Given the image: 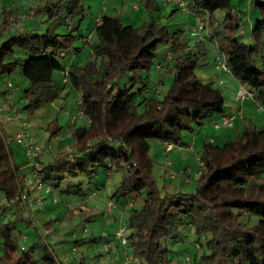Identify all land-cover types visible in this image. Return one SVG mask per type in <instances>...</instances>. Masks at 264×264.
Returning a JSON list of instances; mask_svg holds the SVG:
<instances>
[{"label":"trees","instance_id":"16d2710c","mask_svg":"<svg viewBox=\"0 0 264 264\" xmlns=\"http://www.w3.org/2000/svg\"><path fill=\"white\" fill-rule=\"evenodd\" d=\"M41 1L33 0L36 7L29 9L33 12L31 20L43 15L50 22L45 33L15 27L12 3L0 6V82L15 86L10 76L21 67L30 84L18 96L25 100L22 111L29 117L54 103L69 87L80 95L79 110L85 124L72 125L69 139L76 151L68 152V145L62 148L65 140H60L55 151L21 164L14 157L12 137L4 132L0 119V264H59L51 245L45 238L40 240L41 226L34 219L36 214L22 204L23 195L44 201L45 193L57 205L59 197L72 201L73 196L91 197L100 190L107 192L109 200H123L128 211L127 253L132 264H171L167 242H178L188 232L196 235L194 244L199 251L191 254L186 264H264V127L249 123L237 139L221 145L206 140L198 153L205 167L201 177L191 181L196 183L194 192L186 193L179 187L169 192L167 185L161 187L156 181L152 142L186 147V131L193 132L195 124L226 113L223 92L196 74L200 60L208 53L206 42L191 45L183 39L182 31L170 32L153 17L159 7L151 0L145 3L151 18L142 26L100 15L87 35L81 31L86 16L82 0ZM184 1L188 13L208 16L214 33L206 40L218 42L231 75L249 89L253 103L264 105V0H250L259 15L248 21L243 19L239 0ZM173 5L174 13L181 9ZM221 12H226L224 19H220ZM58 23H67L66 34L54 33ZM243 24L249 25L247 35ZM248 35L254 42L239 39ZM80 39L82 44L77 47ZM160 46L168 52L162 62H156ZM84 49L88 53L74 63V57ZM71 51L76 52L74 57L69 56ZM19 52L29 57L15 61ZM151 70L160 72L153 84ZM66 72L67 81L59 83L56 73L64 76ZM171 74L175 82L162 96L156 85L165 84L164 78ZM13 92L8 88L0 91V100L13 99ZM1 109L0 115L5 112ZM62 129L51 124L50 140ZM93 138L95 142L90 141ZM80 177L83 179L78 184L73 182ZM30 178L35 180L34 187L29 186ZM40 184L50 186L51 191H40ZM36 209L42 214L45 202L42 209ZM17 221L28 234L16 229ZM43 221L52 229L59 219ZM96 224L84 230L91 232L89 242H76L91 243L89 253L100 240L106 255L93 252L94 264H107L103 259L111 254L105 245L115 242L117 229L103 232L107 234L104 238L102 233L96 235ZM115 246L119 248V244Z\"/></svg>","mask_w":264,"mask_h":264},{"label":"rangeland","instance_id":"374dc122","mask_svg":"<svg viewBox=\"0 0 264 264\" xmlns=\"http://www.w3.org/2000/svg\"><path fill=\"white\" fill-rule=\"evenodd\" d=\"M5 1L6 0H0V6L8 5L10 3L9 1ZM32 1L33 0H13L11 8L14 10V14L12 16L11 22L15 27H20L23 30L36 29L38 33H45L48 30L50 22L45 19L46 17L43 15L31 20V15L33 12L31 9H29V7H36L35 3ZM147 1L149 0H82V3L86 7V16L84 22L82 23L81 31L87 35L89 31L94 28L96 19L100 15L116 16L120 18L122 23L125 25L140 27L151 18L150 12L145 8V3ZM151 1H153L154 5L159 7V10L153 13V17L163 24V26H167L170 32L182 31L183 39L189 40L191 45H195L196 42L200 41L199 39L192 36V31L198 22L197 15L195 13H186L181 9L175 11L174 13L172 7L173 4H168L169 0ZM237 2L240 4L242 14L246 19H254L255 17H258L259 14L257 8L251 4L250 0H239ZM225 15L226 12H221L220 19H224ZM24 16L28 18L23 20ZM243 25L247 30H250L249 25ZM213 29L214 27L210 26V38H212L214 33ZM67 30V23H58L55 25L53 31L55 34H66ZM75 33L77 35L79 34L77 31H75ZM4 39H6V37H4ZM94 39L95 36L93 35V40ZM239 39L247 44L254 42V39L250 35L241 36ZM203 41L206 42L208 53L200 60L199 67L196 71L197 77L204 83H214V86L223 92V95L226 98L227 106L225 115L236 114V108H238L239 105L237 93L240 89V83L236 80V78L233 77V75L217 67L218 53L216 51L215 45L208 42V40L204 39ZM212 41L214 42L215 39ZM81 44L82 39L77 40L76 46L79 47ZM167 52L168 50L166 47L160 46L155 61L162 62L165 59ZM75 54V51H71L69 56L74 57ZM28 57L29 54L25 52H19L15 56L14 60H24ZM159 76V71L151 70L149 72V77L152 80V84L159 80ZM55 78L59 83H64V76L62 74L56 73ZM10 79L19 91L17 90V92H13V99L3 101V103L0 104L3 111H5L4 113H1L0 119L3 122L2 127L4 132L8 136L12 137L11 148L17 162L24 164L28 159H30L27 149L23 145H19L16 141V135L19 132L18 130L20 129V122L22 121H26L29 124V136L32 140V143L36 146L44 149L46 145L48 146L49 144H52L54 146L53 150L55 151L58 147L57 142L60 140H65L62 143L64 144L62 148L68 145L65 148L68 152L72 153V151H76V146L71 143L69 137L70 133L72 132L71 128L73 125V119L77 117L79 112V102L81 99L79 93L70 89L69 87H66L59 99L54 101L52 104L45 105L36 113V115L29 117L26 111H22L25 100H21V98L18 96L21 94L22 90L28 88L30 84L24 78L21 67L17 68L13 74H11ZM126 81H128L127 78L124 80V83ZM235 81L238 85L237 91L235 88ZM174 82L175 77L173 74H171L164 78L165 84L162 86L157 84L156 87L158 90H160L161 95L163 96L174 84ZM2 90H7L6 82H0V91ZM234 95L236 96V99ZM247 102L252 103L253 99L250 97L247 99ZM252 104L255 105L250 116L252 125L262 129L264 127V114L258 111L256 103ZM210 120L211 118L205 121L202 125L195 124L193 126V132H185L184 142L186 144V148H184L183 151L184 156L181 159L182 168L180 169L173 165V162L176 163L178 160L176 155L164 154L165 152L160 143L155 141L151 143V156L153 159L154 173L156 176V181L161 187L164 184L167 185V190L169 192H176L179 188L186 193L194 192L196 183L186 182L185 179L191 176H189L187 173L184 174V171L181 173V171L183 168L189 169L195 168L197 166L195 163L196 157L201 150L204 140H210L211 138H214L216 140V144L219 145L227 141H234L239 135H241L244 127L249 125V123L246 121H237L234 127L229 128L223 126L220 129H216L214 125L210 123ZM53 123H56V125L58 124L63 129L61 134L58 136H53L50 140L51 132L48 130V127ZM83 124H85V119L78 118L76 125L81 126ZM90 141L95 142L96 138H93ZM90 141L88 140L87 143L89 144ZM167 162H171L172 166L169 167ZM82 179L83 178L80 177L73 182L78 184L80 181H82ZM33 185H35V180L30 178L29 186L34 187ZM87 187L88 185L85 184L84 188L86 190ZM104 191L105 190H100L97 192V194H93L91 197L73 196L72 201H69L67 197L62 196V198L59 197L60 202L57 205H53L51 198L49 196L46 197L45 193H43L45 198L44 212L41 214L36 212L37 209L30 208L32 214H36L34 219L37 221V224L41 226L40 231L38 232L40 240H44L43 238H45L46 242L51 245L57 255L59 264H80L81 262L83 264H94L95 254H93V252H96V254L100 252L102 255L103 253H106L101 247L100 240L98 242L99 246L95 247L93 251H89V253L88 250L91 243L77 244L76 242L79 239L83 240L84 243L90 241L89 236L91 232H84V230L85 228H90L93 222H96V220H98L97 222L99 225L95 228V233L97 236H100V234H103V232H112L114 228L112 225L115 223H117V229L122 223H127L128 211L126 210V207L121 205L122 200L117 199L116 197H112L109 200L107 192ZM143 196L144 198L146 197V192H144ZM144 198L140 199V201L137 203L139 206H141ZM109 203L113 204V211L111 212L108 211L107 207V204ZM22 204L25 205L23 200ZM8 214L10 215L11 211L8 212ZM26 214L28 216V211H26ZM40 218H43V220L59 219V221L57 223L55 222L51 226L52 229H47L46 223ZM15 226L18 231L22 232L23 230L24 233H29V230L23 229L24 226L22 225L21 221H17ZM182 229L184 231V227ZM195 236L196 235L193 234V232H188L186 233V236H184L178 242H167V247L170 250L168 257L172 259L171 264H186V259L191 254L198 253L199 249H197L194 244V241L196 240ZM115 243L119 244L116 240L115 242L111 243L108 251L111 255H109L108 258H104L103 263L122 264V260H124V253L115 246ZM111 248H113L112 251L110 250ZM2 253V246H0V255Z\"/></svg>","mask_w":264,"mask_h":264},{"label":"built area","instance_id":"2783aa9c","mask_svg":"<svg viewBox=\"0 0 264 264\" xmlns=\"http://www.w3.org/2000/svg\"><path fill=\"white\" fill-rule=\"evenodd\" d=\"M177 4L181 10H183L184 12L188 13V8L187 5L185 3L184 0H169L168 4ZM28 17H23V20H26ZM198 18V22L197 25L195 26V28L192 31V36H194L195 38L199 39V40H206V38L210 37L209 35V18L208 16L206 17H201L199 15H197ZM101 22V19L99 18L97 20V23L99 24ZM213 44L216 47V51L218 53V68L225 70L227 73H230V69L227 63V59L225 56V53L220 49L218 42L214 41ZM168 59H170V54L167 56ZM160 67V66H159ZM158 67V68H159ZM67 72L64 74V82L67 81ZM7 88L8 89H12V91L14 90V92H16L18 89L16 86H13L11 84V82L7 83ZM252 98L253 99V95L251 94V92H249V89H247L245 86L240 85V89L237 93V100L241 103H244L247 101L248 98ZM3 103L0 100V104ZM81 103V101L79 102V104ZM1 108V105H0ZM3 109H1L2 111ZM259 111L261 113L264 114V105H260L259 104ZM78 118H84V114L81 110H79L77 117H75L73 119V123L77 121ZM243 115L242 112H239L237 114H229V115H222L221 118L217 121H213L212 125H214V127L216 129H220L223 126L224 127H234L235 123L242 119ZM20 120V119H19ZM18 134L16 135V141L19 145H23L26 149H27V153L28 155H30V158L34 159V158H38L39 156H41L43 153H48L51 152L54 148V146L52 144H49L48 146H46L44 149L36 146L35 144L32 143V140L29 136V124L26 121H22L20 122V129L18 130ZM175 150H179V151H183L184 147L182 146H177L175 144L169 143V142H165L164 143V151L165 154H169L170 152H173ZM196 167L195 168H189L187 169L186 172H184V174H188L191 177H187L185 180L186 182H191L192 179L197 180L198 178L201 177L203 169L205 167V163L204 161L200 158V156L196 157ZM167 165H169V167L172 166L171 162H167ZM181 173H183V171H181ZM38 189L40 191H44L46 190L47 192L51 191V187L50 186H46L45 184H40L38 185ZM53 198V203H57V199L55 197ZM23 201L25 202V204H27V206L29 208L32 209H42L44 207V201L42 199V197L32 200L30 196L28 195H23L22 197ZM108 211H113V204L109 203L108 204ZM103 237L106 238L107 234H103ZM114 239L116 241H118L119 243V249L121 252L124 253V260L122 262V264H132V260L130 258V256L127 253V247H128V239H127V225L126 223H122L120 225V227L116 230L115 235H114ZM110 244H106L105 248L109 249Z\"/></svg>","mask_w":264,"mask_h":264},{"label":"crops","instance_id":"0c3cea01","mask_svg":"<svg viewBox=\"0 0 264 264\" xmlns=\"http://www.w3.org/2000/svg\"><path fill=\"white\" fill-rule=\"evenodd\" d=\"M6 1H9L10 3H12L13 2V0H6ZM5 1V2H6ZM9 3V4H10ZM8 4V5H9ZM172 7H173V11L176 9L175 7H174V5H172ZM243 16V19L244 20H246V21H248L249 19L247 18H245L244 17V15H242ZM248 23V22H247ZM249 24H250V22H249ZM246 32L244 33V35H247V33H248V31H247V29L245 30ZM88 52H87V50L86 49H84L83 50V52L81 53V54H79V55H77V56H75L74 57V63H77L79 60H80V57H82V55H84V54H87ZM234 77V76H233ZM235 78V77H234ZM237 80V79H236ZM238 81V80H237ZM239 82V81H238ZM240 83V82H239ZM237 87H238V85L236 84V81H235V88H236V91H237ZM235 95H236V93H235ZM234 95V97H235V99H236V96ZM235 102H236V100H235ZM237 103V102H236ZM253 103V102H252ZM252 103H249V102H244V103H240V102H238V108H236V112L237 113H239V112H243L242 113V115H243V118L242 119H240V120H238L239 122H243V121H246V122H248V123H252L251 121V111H252V109H253V107L255 106L254 104H252ZM247 107V108H246ZM256 107H257V109H258V111H259V104H256ZM260 112V111H259ZM236 113V114H237ZM261 113V112H260ZM221 114H216V116L215 115H213L212 117H211V120H210V123L212 124V122L213 121H217V120H219L220 118H221ZM245 122V123H246ZM207 139H205L204 140V142L206 141ZM208 141H213L214 143H216V140L214 139V138H211L210 140H208ZM204 144V143H203ZM161 147L163 148V150H164V144L163 145H161ZM184 148H186V147H184ZM184 151V150H183ZM183 151H179V150H175V151H173V152H170L169 154L171 155V154H173V155H176L177 157H178V160H177V162L176 163H174L173 162V165H175V167L176 168H178V169H180V168H182L181 166V159L183 158ZM165 152V151H164ZM165 154V153H164ZM168 154V155H169ZM167 155V156H168ZM184 169V168H183ZM186 169V168H185ZM123 201V200H122ZM121 205H123L124 206V204H123V202L121 203ZM98 221V220H97ZM103 222V221H102ZM95 223H97L98 224V222H93V224H95ZM103 224V223H102ZM97 226H99V225H97ZM112 226H114V228H113V232H114V230H116L117 229V223H115L114 225H112Z\"/></svg>","mask_w":264,"mask_h":264}]
</instances>
